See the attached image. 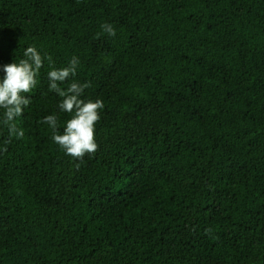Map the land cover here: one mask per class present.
Masks as SVG:
<instances>
[{"label":"trees","instance_id":"trees-1","mask_svg":"<svg viewBox=\"0 0 264 264\" xmlns=\"http://www.w3.org/2000/svg\"><path fill=\"white\" fill-rule=\"evenodd\" d=\"M29 46L104 108L73 160L44 60L0 150V264H264V0H0V78Z\"/></svg>","mask_w":264,"mask_h":264},{"label":"clouds","instance_id":"clouds-1","mask_svg":"<svg viewBox=\"0 0 264 264\" xmlns=\"http://www.w3.org/2000/svg\"><path fill=\"white\" fill-rule=\"evenodd\" d=\"M101 29L109 36L116 35L115 28L110 23L102 24ZM23 56L18 62L2 66L4 75L0 78V124L7 129V138L3 141L5 147L0 150L7 151L6 146L12 142L13 137H24V130L16 121L23 116L24 109L30 104V98L26 94L37 87V77L47 59L50 69L47 73L49 90L62 98L58 108L69 114L70 118L65 122L62 134L58 131L57 115H47L41 123L51 128L53 142L73 160L83 161L85 155H94L98 150L95 125L101 119L100 111L103 110L104 103L101 99H82L85 89L91 87V82L80 83L73 79L80 63L78 57L73 56L66 66L56 68L52 57L42 55L34 46L27 47ZM69 80L72 82L66 88L61 87ZM75 167L79 169L80 164Z\"/></svg>","mask_w":264,"mask_h":264}]
</instances>
